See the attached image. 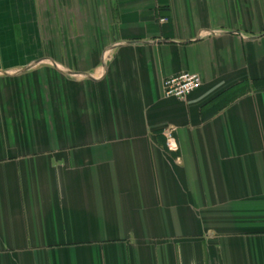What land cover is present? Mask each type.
<instances>
[{"label":"crops","instance_id":"0c3cea01","mask_svg":"<svg viewBox=\"0 0 264 264\" xmlns=\"http://www.w3.org/2000/svg\"><path fill=\"white\" fill-rule=\"evenodd\" d=\"M0 264H264V0H0Z\"/></svg>","mask_w":264,"mask_h":264},{"label":"built area","instance_id":"2783aa9c","mask_svg":"<svg viewBox=\"0 0 264 264\" xmlns=\"http://www.w3.org/2000/svg\"><path fill=\"white\" fill-rule=\"evenodd\" d=\"M202 84L200 75L184 72L166 78L163 82V88L167 96L186 99L190 94L201 88Z\"/></svg>","mask_w":264,"mask_h":264}]
</instances>
